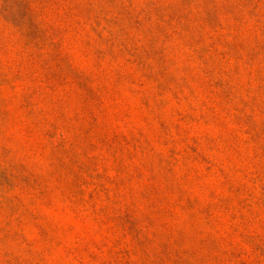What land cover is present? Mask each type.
<instances>
[{
	"label": "rangeland",
	"instance_id": "rangeland-1",
	"mask_svg": "<svg viewBox=\"0 0 264 264\" xmlns=\"http://www.w3.org/2000/svg\"><path fill=\"white\" fill-rule=\"evenodd\" d=\"M0 264H264V0H0Z\"/></svg>",
	"mask_w": 264,
	"mask_h": 264
}]
</instances>
